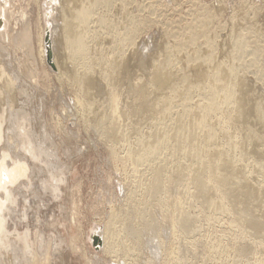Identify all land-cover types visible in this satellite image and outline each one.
Listing matches in <instances>:
<instances>
[{
    "label": "rangeland",
    "instance_id": "1",
    "mask_svg": "<svg viewBox=\"0 0 264 264\" xmlns=\"http://www.w3.org/2000/svg\"><path fill=\"white\" fill-rule=\"evenodd\" d=\"M0 1L6 7L4 5L6 0ZM146 1L131 0L126 5L130 7L128 9H130L131 15H137H132L134 17H144L149 13L154 15L152 14L153 20L148 22L136 34L137 36L135 35L136 42L134 41L135 43L131 47L122 45L121 52L123 50L122 53H126V60L129 58V54L130 58H133H129L130 60L128 59L129 61L127 60L126 62L134 63L132 67L130 63L127 65L126 77L121 80L112 78V82L109 76V79L106 75L102 76L101 74L99 76L98 70L102 65L106 68L111 65V61L112 64L115 62L116 52L110 49L112 43L110 31L108 32V29L103 28L101 25L98 26L95 19H93L94 15H90L91 17L87 15L86 19L83 20L81 18L82 20L80 21V18L76 17L75 11L78 10L77 8L80 9L87 6V4V7H89V0L64 1L72 14L67 16L71 20V24L69 26L68 22V26L73 30L70 34H75L82 28L80 31L81 39H86L85 41L89 46L92 44L90 47L84 46L83 49L76 50L71 57L68 55V47L62 44L60 26L63 23L62 18L59 17L61 12L56 11L62 6L60 0H55L52 3L49 14L48 12L46 14L47 10L42 5L43 0H13L11 5H7L13 11L12 16L14 18L18 17L22 10L27 11L29 17H31L32 31H34L32 33L34 56L32 58V55L25 52L24 49V52L22 50L21 53L20 49L14 52L13 57L16 55L14 59L24 60V66L19 68L21 71L23 70L24 73H27L32 69L35 75L34 78L25 76L23 80L21 79L26 93L24 91H22L23 93L16 91L13 86V91L7 92L8 102L4 100V105L6 104L5 117L3 116L6 121V123L4 122V128L12 124L16 115L14 114L15 112L22 117L25 114V124L28 127L30 125L27 129L29 131L27 136L34 144L39 145L43 153L40 154L41 157L38 160L32 159L30 155L25 156L26 153L24 155L22 153L26 165V175L24 174L17 181L18 183H15L18 185L22 180L21 185L16 186L15 192L17 194L15 195L17 200L12 206L13 211L10 209L7 214V216L9 215L7 217V228L9 230L11 228L9 232L11 244L4 249L0 248V264H18V262L30 264L32 259L33 261L36 260L32 264H46V262L47 264H264V154L252 151L258 146L264 148V141L255 142L251 138L248 139L247 132L248 127L252 125V130L262 134L264 127L257 120L259 116L256 117L257 115H254V112L247 106L246 112L238 117L244 120H240V124L243 122L244 128V122H247L246 130L243 129V126L240 128L242 124L236 123L237 121L239 122L238 118H236L237 120L234 119L236 121L231 119V124L227 122V109L223 106V96H227L228 93H226L227 91L224 87H221L225 85V82L222 81L224 79H221V82H223L221 86H214L209 82L210 87H216V90L214 89L216 91L214 100H216L215 106L217 105L214 110L212 109L209 119L212 118L214 130L216 129L215 132L217 134L216 143L222 148V151L217 154L212 153L207 163L209 167H207L205 162L198 160L192 151L189 152L184 147L179 148L181 152L184 151V154L179 150L177 154H174V146L177 143L173 140L175 139L172 132L173 121L179 116L177 113L183 112V115H185L181 100H178L179 102L174 101L169 106H161L160 110L159 106L157 110L153 108L150 115V111L147 112L148 115L146 111H144L145 114L143 110L142 112L139 111L141 109H138V104H136L139 99L136 97L137 100H135V95L137 96L135 91L139 86L144 87L147 92L146 96L151 95L153 92L155 93V91H151L153 88H151V83L148 80L150 74L147 73H150V69H152L151 59L154 58L156 60L161 56L159 49L163 48L165 43L169 44V41L171 43L172 40H177L176 36L170 35V31H176L173 30L174 28L177 31L178 28H185L187 23L190 24L192 22L196 12H202L208 8L213 10L212 19L214 18L213 22L211 21L212 26L208 24V36L213 38L209 37L212 42H215L214 45H217V48L215 47L217 49L215 50V55L217 54L218 58L214 55L213 61L216 58L215 60L224 64L222 65L223 67L232 66V59H234L231 51L232 39L237 38L240 32L245 33L249 23L253 25L256 23L255 26L250 25L249 27H256V30L253 29L257 33H251L250 39L248 38L247 40L249 44L259 43H257L260 50L258 56L259 65H253L252 62L249 63V58L252 54L249 50L252 48L251 50L253 51V47L247 44L248 49L245 52L242 49L243 54L240 50L243 58L242 62L239 60L240 58H237V55L235 60L238 59L240 64L237 60L233 62L236 65L233 64L232 67L235 66L237 69L240 67V69L236 70L240 73L242 79L244 78L243 85L247 83V85H244L245 87L242 85V89L249 90L248 93L251 92L252 99L255 100L256 98L255 102L260 101L258 103L262 106L264 112V105H262L264 104V77H262V73H264V70H262L264 69V0ZM97 8L96 10L98 11L99 8ZM115 9L113 11L114 13L117 11L116 14L111 12V17L114 20L117 17L120 20L121 17L125 16L123 15L125 12L123 13L122 9L119 8L122 12ZM13 17H10L11 22ZM49 17L52 21H50ZM44 21H48L49 23L47 22V24L51 23V27L54 26L50 30L49 38L52 60L56 56L57 58L55 57L54 60L58 61L59 59V66L58 64L56 65L57 62L54 60L52 61L53 65H50L46 61V57L42 59L39 56L38 49L41 47L39 45L41 40H39L38 31L42 30ZM81 21H85V25L88 24V32H83L84 28ZM118 27L115 32L117 31L120 34L122 33L121 29H124V27L122 26L121 28V25H118ZM166 30L167 32L165 33L169 34L168 36L164 35ZM53 38L54 40H52ZM89 39L91 42H89ZM43 44L45 43L43 42ZM92 46L94 47L92 48ZM85 54L96 58L98 56L97 60L101 61L103 59V61L101 63L99 61L101 66L94 67L95 71L91 73V75L96 77L93 80L98 82L92 87L94 83L87 80V84H84L87 89L85 88L84 90V85L80 89L76 79L70 73L78 72V70L81 72L88 67V64L86 65L87 67L83 64L86 58L90 59L92 57H87ZM13 57L12 60H9L7 56L3 60L0 56V60L5 61L4 63L0 61V69L3 68V73H6V75L0 77V88L5 85L4 80L13 72V64L17 63L16 60H13ZM100 57L101 59H99ZM147 58L150 60H147ZM29 59L31 61L33 59L34 62ZM104 60L108 61L106 63L108 66ZM179 61H176V66ZM217 61H214L213 63L215 64L213 65L219 64L218 66H220L221 64ZM31 63L33 64L31 65ZM61 63L64 65L61 66V69L65 68V70H59ZM86 63H88V59ZM237 63L243 65L239 66ZM129 66L131 67L130 70ZM216 69L214 67L210 68L212 71ZM210 70H205L208 76L214 74ZM96 71L98 72L96 73ZM206 73L202 77L203 79L206 76L204 81H208L209 78ZM215 74L217 73L215 72ZM194 76H196V73L191 72V78H194ZM115 80H117V83ZM141 81L142 85L140 84ZM109 83L114 89L117 88L118 91L116 92L110 87ZM146 83L149 85L147 86ZM105 85L107 86L105 87ZM248 85L252 89H248ZM108 87L113 92L109 90L108 94ZM104 88H107V90ZM196 88H192L189 91V104L191 107H198L197 105L202 102L200 103L201 106H199L202 108L203 95ZM245 90L242 91L244 92ZM17 92L19 95L15 94ZM162 92L164 91L162 90ZM162 92L156 93V96L160 97ZM212 92L215 93L213 90ZM240 93H237V95L239 96ZM86 96H90V99L94 97L95 99L91 100L96 105L92 104V107L91 100ZM115 96L116 99L114 98ZM156 96L152 97L155 99ZM112 98L115 101H112ZM252 99H250V103L254 102ZM116 101L119 102L117 103ZM86 103L87 106L85 105ZM1 106L0 104V108ZM112 108L117 109L113 110ZM11 109L13 113L10 111ZM155 110H159L158 113ZM248 110L253 114L250 111L248 112ZM9 112L14 114L12 119V116H10L12 114H8ZM153 112L156 113L154 114ZM6 114L12 122H9L10 120ZM247 114L251 115L250 118ZM199 118L200 114H196L191 121L192 124L194 123L193 129H198H196V132H199L200 128ZM184 119L187 120V117ZM189 122L185 121V124H182L183 128L186 125L184 128L185 136L187 131H191ZM234 126L236 127L234 128ZM238 126L240 129L237 128ZM259 126L262 128L261 132L258 131L259 128L254 129V127ZM108 127L116 129H114L115 136L107 134L109 133L107 131ZM168 131L171 132L169 133ZM170 136H173V138H170ZM239 140H244L245 142L242 143ZM250 140L255 145L251 144V142L246 144ZM245 145L247 146L245 147ZM250 145L255 147L253 148ZM11 148L12 150L10 149V151L13 152L15 149L14 152L18 153L16 147ZM182 149L184 150L182 151ZM225 156H228L229 160L235 164L234 170H231L229 164L225 162ZM180 160L190 164L186 167L187 171L184 170L186 173L182 171L183 175L180 178L172 179V185L166 184L165 174L170 173L176 162ZM188 170L189 173H187ZM49 172H52L53 176L61 178L58 195L51 193V187L46 189L39 184L41 183L40 181L48 177ZM24 183L29 185L26 186ZM216 184L220 186L219 189L216 188ZM222 195L227 197L224 198ZM148 220H151L155 230L149 231L150 225L144 226L143 222ZM18 231L21 233L29 231L28 238L32 246L30 252L28 248H25V252H22L24 256L26 253L25 258L23 255L20 257L22 243L16 240L15 237V233ZM155 232L157 239L154 238V240L161 241L162 245L156 242L159 244L157 245L154 240H151L152 237L149 234L152 235ZM93 233L98 234L100 237L105 236L107 239L105 246L101 244L103 247H94L92 242ZM40 242L44 243V246ZM17 244H20V246ZM152 244L155 246L152 247ZM12 247L13 249H11ZM45 248L48 249L45 250ZM16 255L17 259L23 260L15 261L13 258L16 259ZM26 257H32L31 261L27 260ZM47 259L48 261H46ZM40 260H43V262H40Z\"/></svg>",
    "mask_w": 264,
    "mask_h": 264
},
{
    "label": "bare ground",
    "instance_id": "2",
    "mask_svg": "<svg viewBox=\"0 0 264 264\" xmlns=\"http://www.w3.org/2000/svg\"><path fill=\"white\" fill-rule=\"evenodd\" d=\"M55 0H43V7L47 10L46 11V14H47V12H48V14L50 13V7H51V5H52V3L54 2ZM57 1V0H56ZM61 1V3H62V6H61V8L59 9V10H56V11H60L61 13H60V15H59V17L60 18H62V23H63V25L62 26H60V32H61V37H62V44H64V45H66L67 47H68V55L71 57V55L72 54H74L75 52H76V50H80V49H83V47L85 46V47H90L92 44H90V46H89V44H87V42L85 41V40H82L81 39V37H82V35L80 34V31L82 30V28H81V30L79 31L78 29V31L79 32H76L75 34L74 33H72V34H70L71 33V31L73 32V30H72V28L71 27H69L70 26V24H71V20H69L68 19V14L70 15L71 14V12H70V10L67 8V6L65 5V2L64 1H66V0H60ZM88 1V0H87ZM131 0H89V7H87L88 6V4H87V6H84V7H81L80 9L79 8H77L76 10L77 11H75V13H76V17H78V18H80L79 19V21L80 20H82L81 18H83V20L84 19H86L85 17H87V15L89 16V17H91V16H93V19H95V22H96V24H98V26H103V28H107L108 29V32H109V34L111 35V50L114 52H116V56L114 57L115 58V62L112 64V61H111V65H107L106 63H108V61H105L104 60V62H105V64L108 66V67H106V68H104L103 67V65H102V67H100L98 70H99V76H101V74H102V76L103 75H106L107 77L109 76L111 79L112 78H114V79H123L124 77H126L125 76V74L127 73V71H126V69H128V64L130 63H128V62H126L131 56H130V54H129V58L126 60V58H125V54H123L122 52H123V50H122V52H121V48H122V45L124 44V45H127V46H130L131 47V45L133 44V43H135L136 42V38H134L135 37V35L141 30V29H143V27L148 23V22H150V21H152L153 20V18H152V14L151 13H149V14H144V15H146V16H144V17H134V16H137V15H134V14H132V15H134V16H132L130 13H131V11L129 12V10L130 9H128V7L126 6L129 2H130ZM146 1V0H145ZM68 2H69V0H68ZM71 2V1H70ZM81 2V1H80ZM79 2V3H80ZM146 2H148V1H146ZM13 3V0H6V2H5V4L4 5H6V7L5 6H3V3H2V1H0V56H1V58L4 60V57H7L8 56V59L10 60H12V57H13V55H14V52H17V50H20L21 49V53H22V50L24 49L25 50V52H27L28 54H30V55H32V58H33V49H34V47H32V44H33V34L32 33H34V31H32V21H31V17H29V15H28V13H27V11L25 12V11H21L20 12V14H19V16L18 17H16V18H14L13 16H12V13H13V11H11V9L10 8H8L9 6H7V5H11ZM85 3V2H84ZM86 3H88V2H86ZM151 3V2H150ZM156 3V2H155ZM153 4V3H152ZM86 5V4H85ZM79 6V5H78ZM145 6V5H144ZM153 6V5H152ZM77 7V6H76ZM101 9L100 11H99V9ZM147 7V6H146ZM150 7V6H149ZM96 8L98 9V11L96 10ZM115 8H117L118 10H120V9H122L123 10V15H125V16H123V17H121L120 18V20L119 19H117V18H115V20L113 19V17H111V12H113L114 13V11H113V9H115ZM120 8V9H119ZM130 8V7H129ZM141 8V7H140ZM152 8V7H151ZM21 9V8H20ZM117 9H115V10H117ZM214 9V8H213ZM212 9H208V8H206L204 11H202V12H196V14H195V16H193L194 18L192 19V22L190 23L189 21V23L190 24H188L187 23V26L185 27V28H182V29H179L178 28V31H177V29L176 28H172L173 30H176V31H170V32H168V33H170V35L172 34L173 36H176L177 37V40H172L171 41V43H170V41H169V44H166L165 43V41H164V43L166 44H164V46H163V48H161V49H159L160 51H161V56L160 57H158L156 60L154 59V58H152L151 59V66H152V69H150V73L148 72H145V73H147V74H150V76L148 77L149 79V82L151 83V88H153V89H151V91L153 92V91H155V93L152 95H148V96H146L147 95V92L145 91V89H144V87L143 86H139V87H137V84H136V87H137V90L135 91V92H137V96L135 95V100H137V98L139 99V100H137L138 101V103H136V104H138V109H141V110H139V111H141L142 112V110H143V112L144 111H146V114H147V112H149L150 111V113H149V115L150 114H152L151 112L153 111V108L154 109H158L159 107V110L161 109V106H165V105H167V106H169L172 102H176V101H178V100H181V105H182V107L185 109L184 110V112H185V115H183L184 113L182 112V113H177V115H179L177 118H176V116H174L176 119H174V121H173V130H172V128H171V130H172V132H173V134H174V136H175V139H173V140H175L176 141V143H177V145L176 146H174L175 145V143H174V147H175V152H174V154H177L178 153V150H179V148L180 147H184V149L185 150H189V152L190 151H192L194 154L193 155H195V157H197L198 158V160L200 159L202 162H205V164H206V166L207 167H209V165H207V163L209 162V159H210V157H211V155H212V153H219V152H221L222 151V148H220L218 145H217V143H216V141H217V134H216V132H215V130H214V123H213V121L211 120V119H209L210 118V113H211V111H213L214 110V107H216L215 106V101L216 100H214V94H215V96H216V87L215 88H213L212 86L210 87L209 85L211 84H213L214 86H221V85H223V82H225V85L224 86H221V87H224V89H226V93H228V95L225 97V96H223V103H224V105H223V103H222V105L227 109V118H226V120H227V122H229L230 123V121H231V119L232 120H234V119H236V118H238V117H240L244 112H246L245 110H246V107L248 106V107H250V109L252 110V112H254V115H257L256 117H258L257 118V120L261 123V125H262V127H264V112H263V108H262V106H260V101L258 100V101H256L255 102V100H256V98H255V100L254 99H252V96L250 95V93H248L249 92V90H245V89H242V85H243V79H242V76L240 75V73L237 71L238 69H240V67L239 66H241V65H243L244 64V62H243V64H241V65H239L240 64V61L239 60H241V62H242V56H241V52H240V50L242 51V49H244V52H245V50H247L248 48V46H251V47H253V51L250 49L249 51H251V56H250V58H249V60H250V62L249 63H253V65L254 64H258L259 65V58H258V56H259V52H260V50H259V48H258V42H256V43H248V38L250 39V36H251V33H253L254 32V29L256 28V27H252V26H255L256 25V23H255V25H253V24H250L249 23V25H248V29H246V32L245 33H243V32H240V34H239V36L236 38H233V36H232V46H231V48H232V50L230 49V48H228V49H230L231 51H232V55L234 56L233 58L234 59H232L233 61H232V63H231V65L233 66V64L234 65H236L235 63H233V62H236L239 58V68L237 69L235 66L234 67H232V66H228V65H225V66H228V67H223L222 65H224V64H221V62H218L217 60H215L214 59V61L216 62H218V63H220L221 65L220 66H218L219 64H217L216 66L215 65H213V64H215V63H213L214 61H213V56L215 55V53H216V51L215 50H217V49H215V47L217 46V45H214V41L212 42L211 41V39H213V38H211L210 36H208V24L209 25H211L212 23H211V21L214 19H212V17H213V10L211 11ZM55 11V12H56ZM121 11V10H120ZM147 11V10H146ZM153 11H154V9H153ZM122 12V11H121ZM121 12H119V13H121ZM14 13H16V12H14ZM116 13H117V11H116ZM116 13H114V14H116ZM15 15V14H14ZM17 15V14H16ZM52 15H54V14H52ZM72 15V14H71ZM91 15V16H90ZM119 15H121V14H119ZM118 15V16H119ZM141 15V14H140ZM154 15V14H153ZM158 15V14H157ZM32 16V15H31ZM112 16H114V15H112ZM117 16V15H116ZM10 17L12 18L13 17V21L11 22V19H10ZM51 17H53V16H51ZM70 17V16H69ZM96 17V18H95ZM154 17V16H153ZM71 18V17H70ZM77 18V19H78ZM192 18V17H191ZM46 20H47V18H45ZM49 19H51L50 17H49ZM90 20H91V18H90ZM89 20V21H90ZM49 21V20H48ZM48 21H44V25H43V27H42V30L40 29L39 31H38V35H39V40H41V43L39 42V45L41 46V47H39V49H38V53H39V56L42 58V59H44V57H45V50H46V46H45V44H43V35L45 34V31L46 30H48V27H49V33H50V30H52L53 28L52 27H54V26H50L51 25V23L50 24H47V22ZM50 21H52V19L50 20ZM68 22H69V26H68ZM84 22L85 21H81V24H83V28H84V33H86V32H88V29H89V27H88V24L87 25H85L84 24ZM94 22V23H95ZM213 22V21H212ZM49 23V22H48ZM89 24H91L90 22H89ZM53 25V24H52ZM80 25V24H79ZM93 26H94V24H92ZM118 25H121V28H122V26L124 27V29H121L122 31V33H117V31L115 32V29L118 27ZM250 25H252L251 27H249ZM91 26V25H90ZM212 26V25H211ZM82 27V26H81ZM92 27V26H91ZM120 27V26H119ZM118 27V28H119ZM172 27V26H171ZM184 27V26H183ZM93 28V27H92ZM91 28V29H92ZM254 28V29H253ZM106 29V30H107ZM120 29V28H119ZM117 30V29H116ZM168 30H169V28H168ZM243 30V29H242ZM256 30V29H255ZM257 30H258V27H257ZM211 31V30H210ZM53 32V31H52ZM165 32H167V30L166 31H164V35L166 34ZM256 32V31H255ZM255 32H254V34H255ZM90 33V32H89ZM88 33V34H89ZM93 33V32H92ZM210 33V32H209ZM213 33H215V32H213ZM243 33V34H242ZM257 33V32H256ZM55 34V33H54ZM91 34V33H90ZM86 35V34H85ZM94 35V34H93ZM109 35V36H110ZM167 35V34H166ZM169 35V34H168ZM167 35V36H168ZM253 35V34H252ZM97 36V35H96ZM137 36V35H136ZM88 37H89V35H88ZM211 39H210V38ZM214 37V36H213ZM56 38V37H55ZM85 38V37H84ZM98 38V37H97ZM170 38V37H169ZM253 38V37H252ZM95 39V38H94ZM100 39H102V38H100ZM110 39H109V41H110ZM171 39V38H170ZM52 40H54V38L52 39ZM90 40V39H89ZM96 40V39H95ZM165 40H166V38H165ZM94 41V40H93ZM98 41V40H97ZM135 41V42H134ZM231 41V40H230ZM251 41V40H250ZM89 42H91V40L89 41ZM167 42V41H166ZM56 43V42H55ZM94 43V42H93ZM110 43V42H109ZM168 43V42H167ZM203 43V44H202ZM258 43V44H257ZM262 43V42H261ZM53 44H54V41H53ZM100 44V43H99ZM202 44V45H201ZM230 44V43H229ZM228 44V45H229ZM247 44H249L248 46H246ZM55 45V44H54ZM162 46V45H161ZM94 46H92V48H93ZM133 47V46H132ZM229 47V46H228ZM260 47V46H259ZM54 48V47H53ZM217 48V47H216ZM246 48V49H245ZM36 49V48H35ZM55 49V48H54ZM227 49V50H228ZM24 50H23V52H24ZM36 51V50H35ZM64 51V50H63ZM83 51V50H82ZM159 51V52H160ZM215 51V52H214ZM226 51V50H225ZM96 52V51H95ZM227 52V51H226ZM240 52V53H239ZM36 53V52H35ZM88 54H89V52H87ZM90 53H91V51H90ZM155 53H156V51H155ZM17 54H19V53H17ZM26 54V53H25ZM56 54V53H55ZM55 54H54V56H55ZM92 54V53H91ZM96 54V53H95ZM114 54V53H113ZM229 54V53H228ZM231 54H229L230 56H231ZM242 54H243V51H242ZM3 55H4V57H3ZM20 55V54H19ZM29 55V56H30ZM65 55V54H64ZM86 55V54H85ZM93 55V54H92ZM98 55V54H97ZM96 55V56H97ZM158 55V54H157ZM217 55V54H216ZM215 55V56H216ZM228 55V56H229ZM238 55V56H237ZM241 57H240V56ZM16 56V55H15ZM14 56V57H15ZM24 56V55H23ZM37 56V55H36ZM87 56V55H86ZM85 56V57H86ZM89 56V55H88ZM87 56V57H88ZM91 56V55H90ZM89 56V57H90ZM159 56V55H158ZM225 56V55H224ZM235 56H237V58L238 59H236L235 60ZM14 57H13V60H16V59H14ZM17 57H18V55H17ZM40 57H38V58H40ZM56 57V56H55ZM54 57V58H55ZM92 58H86L85 60L87 61V59H88V63H86L85 64V62H84V66H86L87 64H88V67L85 69V70H80L81 72H79V70H78V72H74V73H70L71 75H72V77L73 78H75L76 79V81H77V85H78V87L80 88V87H82L85 83L87 84V80H89V81H92V83H94L93 85H92V83H90L89 81V83H90V85H92V87L95 85V83L96 82H98L97 80H96V82L93 80V78H96L94 75H91V73L93 72V71H95V69H94V67H99V66H101L100 64H99V61L97 60V58H98V56H97V58L96 57H93V56H91ZM217 58H218V56H216ZM21 58H22V56H21ZM28 58V57H27ZM38 58H37V60H38ZM54 58H53V60H54ZM57 58V57H56ZM61 58V57H60ZM63 58V57H62ZM74 58V57H73ZM24 59V58H23ZM99 59H101V57L99 58ZM130 59H133V58H130ZM129 59V60H130ZM149 58H147V60H148ZM7 60V59H6ZM30 60V59H29ZM52 60V61H53ZM64 60V59H63ZM128 60V61H129ZM150 60V59H149ZM152 60H154V61H152ZM178 60H180L179 61V64H177V66L175 65V63H176V61H178ZM219 60V59H218ZM235 60V61H234ZM0 61H2V60H0ZM17 61V63H14L13 61V72L12 73H10V75L7 77V82H5L6 80H4V84L5 85H3V87L1 86V88H0V100H2L3 99V101H1L0 102V104L2 105L1 106V108H0V248L1 249H4V248H6V246H8L9 244H11V238L9 237V232H10V230H11V228H10V230L7 228V217L9 216H7V214L9 213L8 211L10 210V209H12V206L16 203V200H17V198H16V195L15 194H17L16 192H15V190H16V186L18 187V186H20L21 185V182H22V180H21V182H19V184L17 185V184H15V183H18L17 181L20 179V177H22V176H24V174L26 175V165H25V161H24V159H23V155L25 154V156H27V155H30L31 156V158L32 159H35V160H38L40 157H41V155L40 154H42L43 152H42V150L39 148V145H36V144H34L31 140H29V138H28V136H27V133L29 132L27 129L30 127V125H29V127L28 126H26V124H25V122H26V120H24V117H25V114H24V116L22 117V116H19V114H17L16 112L14 113V114H16L15 116H14V119H13V122L10 120V118H9V116H8V118H9V122H12V124H10V125H7L8 127H6V128H4V122L6 123V121L3 119V116H4V111L6 110L5 109V105H4V103H5V101L4 100H6V102H8L7 100V98L8 97H6L7 95V92L8 91H13V89H12V86L13 87H15L16 88V91H18V92H22V91H24L25 89H23V88H25L23 85H22V80L24 79V77L25 76H29V77H32V78H34V75H35V73H34V71L31 69V70H29L27 73L25 72L24 73V71H23V73H22V71L19 69L21 66H24V60H19V58L16 60ZM31 61V60H30ZM32 61H33V59H32ZM31 61V62H32ZM34 61H35V58H34ZM33 61V62H34ZM55 62H57L56 63V65L58 64V66H59V59H58V61H56V60H54ZM101 61H103V59H101ZM101 61H100V63H101ZM221 61V60H220ZM5 61H2V63H4ZM9 62V61H8ZM39 62V61H38ZM59 62V63H58ZM103 62V63H104ZM131 62H132V60H131ZM230 62V61H229ZM1 63V64H2ZM11 63V62H10ZM10 63H9V66H10ZM66 63V62H65ZM110 63V62H109ZM134 63V62H133ZM133 63H130L131 64V67H132V64ZM149 63H148V65H149ZM33 63H31V65H32ZM35 64V63H34ZM245 64H246V62H245ZM63 64L61 63V65H60V68H59V70L61 69V66H62ZM105 65V66H106ZM257 65V66H258ZM64 66V65H63ZM83 66V67H84ZM134 66V65H133ZM1 67V66H0ZM27 67V66H26ZM35 67V66H34ZM130 67V66H129ZM131 67L129 68V70L131 69ZM147 68H148V66H146ZM214 67V69L215 68H217L216 70H214V71H212V70H210V68L212 69ZM245 67V66H244ZM5 69H6V67H5ZM11 69V70H12ZM22 69V68H21ZM38 69H39V67H38ZM84 69V68H83ZM208 69V70H207ZM237 69V70H236ZM259 69H260V66H259ZM2 70H4L3 68H1L0 69V77L2 76V75H6V73L4 72L3 73V71ZM50 70V69H49ZM61 70H65V68H63V69H61ZM60 70V71H61ZM205 70L206 71H212L214 74L212 75H210V76H208V73H206L205 72ZM262 70H264V69H262ZM37 71V70H36ZM35 71V72H36ZM104 71H106L105 72V74H103L104 73ZM218 71V72H217ZM7 72V71H6ZM49 72V71H48ZM98 71H96V73H97ZM191 72H195L196 73V76H194V78H191ZM207 74V77H209L208 78V81H204V80H206L205 79V77L206 76H204V78L202 79V77H203V75H205V73ZM212 72H210V73H212ZM215 72L218 74H215ZM264 72V71H263ZM9 73V72H8ZM29 74V75H28ZM263 74V76L262 77H264V73H262ZM195 75V74H194ZM92 76H94V77H92ZM97 76V75H96ZM109 77H108V79H109ZM143 77H144V75H143ZM5 78V77H4ZM145 78V77H144ZM146 78H147V76H146ZM22 79V80H21ZM26 79V78H25ZM127 79V78H126ZM221 79H224V80H226V81H224V80H222L223 82H221ZM263 79V78H262ZM29 80V79H28ZM27 80V81H28ZM36 80V79H35ZM144 81H145V79H143ZM148 80H146V81H148ZM264 80V79H263ZM113 81V79L111 80V82ZM117 80H115V82H116ZM35 83H36V81H34ZM110 82V83H111ZM148 82V83H149ZM209 82H210V84H209ZM244 82H246L245 80H244ZM26 83V82H25ZM24 83V84H25ZM27 83H29V82H27ZM103 83V82H102ZM107 83H108V81H107ZM109 83V84H110ZM117 83V82H116ZM120 83H121V81H120ZM119 83V84H120ZM145 83V82H144ZM118 84V85H119ZM141 85H142V81H141V83H140ZM147 84V83H146ZM108 85V84H107ZM107 85H105V87L107 86ZM111 85V84H110ZM117 85V84H116ZM115 85V86H116ZM120 85H122V84H120ZM119 85V86H120ZM149 84H147V86H148ZM244 85H247V83L246 84H244ZM243 85V86H244ZM26 86V85H25ZM250 85H248V87H249ZM88 87V86H87ZM110 87H112V85L110 86ZM110 87H108L109 89L107 90V88H104V89H106L107 91H108V94H109V92L111 91V92H113L112 90H110ZM197 87V88H196ZM209 87H210V89L212 88V90L215 92V93H213L212 92V90H210L209 89ZM245 87V86H244ZM248 87H246V88H248ZM85 85H84V90H85ZM113 89H114V87H112ZM145 88H146V86H145ZM192 88H196V89H198L199 91L198 92H200L202 95H203V97H202V101H203V105H202V108L201 107H199V106H201V104L200 103H202V102H200L199 103V105H197L198 107H191V105L189 104V97L190 96H188V94H189V91L192 89ZM217 88H220V87H217ZM29 89V88H28ZM80 89H82V88H80ZM87 89V88H86ZM95 89V88H94ZM120 89V88H119ZM134 89V88H133ZM215 89V90H214ZM223 89V88H222ZM248 89H252V88H248ZM92 90V89H91ZM98 90V89H97ZM110 90V91H109ZM114 90H116V92L118 91L117 90V88L116 89H114ZM150 90V89H149ZM162 90L164 91V92H162ZM242 90H245L244 92L242 91ZM82 91V90H81ZM88 91V90H87ZM120 91V90H119ZM223 91V90H222ZM15 93V94H18L19 95V93ZM25 92V91H24ZM91 92V91H90ZM158 92H162V94L161 93H159V94H161L160 95V97H157L156 95V93H158ZM220 92H221V90H220ZM224 92V91H223ZM222 92V93H223ZM241 92V93H240ZM254 92V91H253ZM12 93V92H11ZM23 93V92H22ZM26 93V92H25ZM88 93V92H87ZM86 93V94H87ZM92 93V92H91ZM218 93V92H217ZM237 93H240V95L238 96L237 95ZM106 94V93H105ZM158 94V95H159ZM26 95V94H25ZM254 95V94H253ZM114 96V95H113ZM112 96V97H113ZM152 96H156V98L154 99V97H152ZM1 97H3V98H1ZM87 97V96H86ZM85 97V98H86ZM90 97V96H89ZM89 97H87V98H89ZM109 97V96H108ZM137 97V98H136ZM5 98V99H4ZM12 98V97H11ZM84 98V99H85ZM94 98V97H93ZM93 98H91V99H93ZM115 99H116V96L114 97ZM114 98H112V101H115V100H113ZM216 98V97H215ZM82 99H83V96H82ZM90 99V98H89ZM90 99V100H91ZM95 99V98H94ZM93 99V100H94ZM250 99H252L254 102L253 103H250L251 102V100ZM87 100V99H86ZM98 100V99H97ZM134 100V101H135ZM18 101V100H17ZM87 101H89V100H87ZM221 101V100H220ZM250 101V102H249ZM11 102V101H10ZM82 102H85V101H82ZM91 102H92V100H91ZM99 102V101H98ZM117 103L119 102V101H116ZM115 102V103H116ZM179 102V101H178ZM259 102V103H258ZM261 102H263V101H261ZM112 103H114V102H112ZM116 103V104H117ZM133 103V102H132ZM194 103V102H193ZM264 103V102H263ZM92 104H94L93 102L91 103V105ZM115 104V105H116ZM3 105H4V107H3ZM11 105V104H10ZM9 105V106H10ZM86 106H87V103L85 104ZM94 105H96V104H94ZM113 105V104H112ZM120 105V104H119ZM178 105V104H177ZM262 105H264V104H262ZM117 106V105H116ZM134 106V105H133ZM136 106V105H135ZM159 106V107H158ZM7 107V106H6ZM90 107V106H89ZM89 107H87V108H89ZM92 107H93V105H92ZM115 107V106H114ZM223 107V108H224ZM16 108V107H15ZM19 108V107H18ZM91 108V107H90ZM89 108V109H90ZM166 108V107H165ZM171 108V107H170ZM199 108H201V109H199ZM17 109V108H16ZM15 109V110H16ZM113 109V108H112ZM115 109H117V108H114L113 110H115ZM132 109V108H131ZM134 109V108H133ZM135 109H137V108H135ZM213 109V110H212ZM216 109V108H215ZM14 110V109H13ZM17 110H19V109H17ZM16 110V111H17ZM90 110H92V109H90ZM152 110V111H151ZM155 110V111H156ZM158 110V111H159ZM163 110V109H162ZM166 110V109H165ZM10 111H12V109L10 110ZM120 111V110H119ZM122 111V110H121ZM158 111H156L157 113H158ZM178 111V110H177ZM250 110H248V112H249ZM18 112H20V111H18ZM24 112V111H23ZM155 112V113H156ZM181 112V111H180ZM251 112V111H250ZM251 112V114H253ZM12 113H13V111H12ZM12 113H8V114H12ZM89 113H90V111H89ZM94 113V112H93ZM92 113V114H93ZM116 113H117V110H116ZM115 113V114H116ZM154 113V112H153ZM154 113V114H155ZM213 113V112H212ZM14 114H12V115H10V116H12L11 117V119L13 118V115ZM21 114V113H20ZM119 115H120V113H118ZM117 114V115H118ZM144 114H145V112H144ZM144 114H142L143 116H144ZM166 114H167V112H166ZM196 114H200V118H199V126H200V128H199V132H196L197 130L196 129H193V125H194V123L192 124V120H193V117L196 115ZM91 115V114H90ZM95 115V114H94ZM148 115V114H147ZM162 115V114H161ZM169 115H170V113H169ZM121 116V115H120ZM152 116V115H151ZM198 116V115H197ZM212 116V115H211ZM247 116H249L248 114H247ZM246 116V117H247ZM251 116V115H250ZM250 116H249V118H250ZM5 117V116H4ZM116 117V116H115ZM144 117H147L146 115L144 116ZM150 117V116H149ZM173 117V118H174ZM187 117V120H185L184 118H186ZM245 117V118H246ZM254 119H255V117L254 116H252ZM251 117V118H252ZM7 118V117H6ZM122 118V117H121ZM196 118V117H195ZM244 118V119H245ZM28 119V118H27ZM120 119V118H119ZM150 119V118H149ZM164 119H166V118H164ZM171 119V118H170ZM198 119V118H197ZM196 119V120H197ZM239 119V118H238ZM195 120V121H196ZM237 120V119H236ZM236 120H234V121H236ZM244 121V120H242V119H239V122L237 121L236 123H239L240 124V122L241 121ZM256 120V119H255ZM28 121V120H27ZM185 121H190L189 122V124H191V125H189L190 126V128H189V126H188V128L189 129H191V131L189 130V131H187V135L185 136V133H184V131H185V127H186V125L184 126V128L182 127V124L185 122ZM198 121V120H197ZM246 121V120H245ZM248 121V120H247ZM232 122V121H231ZM258 122V123H259ZM28 123H29V121H28ZM171 123H172V120H171ZM188 123V122H187ZM235 123V125H237ZM243 123V122H242ZM241 123V124H242ZM247 123V122H246ZM245 122H244V124H245V128H244V125L242 124H240L241 125V127L240 128H242V126H243V129H245L246 130V125H248V124H246ZM253 123V122H252ZM258 123H257V125H258ZM7 124H8V122H7ZM185 124V123H184ZM231 124V123H230ZM254 124V123H253ZM28 125V124H27ZM188 125V124H187ZM233 125H234V122H233ZM109 126V125H108ZM113 126V125H112ZM112 126H110V127H112ZM170 126V125H169ZM255 126H256V124H255ZM110 127H108L107 128V131L109 132V133H107V134H110V136H115V130L114 129H111ZM192 127V128H191ZM217 127V126H216ZM219 127V126H218ZM236 126H234V128H235ZM250 127V129H251V127H252V125L251 126H249ZM249 127H248V139L249 138H251V140H253V141H255V142H257V141H264V129L262 130V134H259V133H256L254 130H250L249 129ZM117 128V127H116ZM181 128H183V129H181ZM238 129H240L239 128V126L237 127ZM236 128V129H237ZM259 128V129H258ZM5 129V130H4ZM193 129V130H192ZM254 129H258V131H260L262 128H260V126L259 127H254ZM242 130V129H241ZM244 130V132H246ZM105 131H106V129H105ZM164 132V131H163ZM162 132V133H163ZM169 132V131H168ZM171 132V131H170ZM169 132V133H170ZM261 132V131H260ZM168 133V134H169ZM220 133V132H219ZM157 134V133H156ZM155 134V135H156ZM159 135V134H158ZM162 135H164V134H162ZM160 136V135H159ZM168 137H169V135H167ZM161 137V136H160ZM5 138H7L6 140H5ZM170 138H173V136L171 137L170 136ZM3 139V140H2ZM241 139V138H240ZM247 139V138H246ZM246 139H245V141H246ZM247 139V140H248ZM166 140V139H165ZM251 140L250 141H247L246 142V144L248 143V142H251ZM151 141V140H150ZM185 141V142H184ZM239 141H241L242 143L243 142H245L244 140L242 141V140H239ZM184 142V143H183ZM241 142H239V143H241ZM254 142V143H255ZM222 143V142H221ZM144 144V143H143ZM146 144V143H145ZM148 144V143H147ZM178 144H180V145H178ZM219 144V143H218ZM251 144H253L252 142H251ZM148 145H150V144H148ZM253 145H255V144H253ZM259 145V144H258ZM264 145V144H263ZM145 146V145H144ZM240 146V145H239ZM244 146V145H243ZM247 145H245V147H246ZM251 146V145H250ZM11 147H16L17 149V152L18 153H16V152H14V150H13V152L12 151H10V149L12 150V148ZM171 147H172V145H171ZM173 147V148H174ZM251 147H253V146H251ZM255 147V146H254ZM253 147V148H254ZM261 147V146H260ZM259 146L258 147H256V148H254L255 150H253L252 149V151H256V153H260V154H264V148H260ZM141 149V148H140ZM171 149V148H170ZM184 149H182V151L184 150ZM245 149H247V148H245ZM172 150V149H171ZM242 150H244V149H242ZM133 151V150H132ZM139 151V150H138ZM137 151V152H138ZM180 151V150H179ZM250 151V150H249ZM140 152V151H139ZM149 152V151H148ZM181 152V151H180ZM184 152V151H183ZM183 152H181V153H183ZM245 152V151H244ZM243 152V153H244ZM22 153H23V155H22ZM184 154V153H183ZM186 154V153H185ZM147 155V154H146ZM152 155V154H151ZM188 155V154H187ZM144 156V155H143ZM189 156V155H188ZM148 158V157H147ZM197 158H196V160H197ZM240 159H242V158H240ZM28 160V159H27ZM225 162H227L228 164H229V168L231 169V170H234L235 168H234V163H232L231 162V160H229V157L228 156H225ZM184 161H185V158H184ZM184 161H177L176 162V164H175V166L173 167V169H172V171L170 172V173H167V174H165V183L166 184H168V185H172L173 184V181H172V179H175V178H180L183 174V172H185V171H187L186 170V167H188L190 164H187L186 162H184ZM242 161V160H241ZM258 163V162H257ZM200 164V163H199ZM238 164V163H237ZM197 165V164H196ZM258 165V164H257ZM260 166V165H259ZM258 166V167H259ZM211 167V166H210ZM261 167V166H260ZM211 168H215V167H211ZM185 170V171H184ZM183 171V172H182ZM192 172V171H191ZM186 173V172H185ZM187 173H189V170H188V172ZM161 174V173H160ZM33 178V177H32ZM26 180V179H25ZM23 181H24V179H23ZM29 181V180H28ZM61 181V178L60 177H56V176H53V174H52V172H49V175H48V177L46 178V179H44V180H42V181H40L41 183H39L43 188H46L47 189V187L48 188H50L51 187V193L52 194H57V192H59L60 191V185H59V182ZM217 182H218V180H217ZM29 183V182H28ZM221 183V182H220ZM15 184V185H14ZM25 184V183H24ZM219 184V183H218ZM26 185V184H25ZM29 184H27L26 186H28ZM24 186V185H23ZM219 185H217L216 184V188L217 189H219ZM49 190V191H50ZM58 195V194H57ZM60 196V195H59ZM224 198H226L227 196H224V195H222ZM55 197V196H54ZM52 198H53V196H52ZM19 199V198H18ZM21 207V206H20ZM12 211H13V209H12ZM23 211V210H22ZM20 216V215H19ZM23 216H25V215H23ZM25 218V217H24ZM144 223V226H148V225H150L149 226V231H153V230H155V228H154V226H153V223H151V220H148L147 222H143ZM10 227H11V225H10ZM18 228V227H17ZM25 228V227H24ZM29 229V228H28ZM27 229V230H28ZM15 230V229H14ZM39 230V229H38ZM29 232V231H28ZM28 232L27 231H24V232H16L15 233V237H16V240H18V241H20L21 243H22V248H20V250H21V255H20V257L23 255L22 254V252L24 251L25 252V248H28V250H29V252H30V248H31V241L29 240V236H28ZM13 234H14V231H13ZM12 234V235H13ZM37 234V233H36ZM140 234V233H139ZM138 234V235H139ZM52 235V234H51ZM50 235V236H51ZM150 235V237H152V239L151 240H154V238L155 239H157L155 236H156V232L154 233V234H149ZM14 236V235H13ZM43 236H44V234H43ZM47 236H49V235H47ZM49 236V237H50ZM57 237V236H56ZM139 237V236H138ZM53 238H55V237H53ZM101 238V241H102V245H104L105 246V244H106V242H107V239L105 238V236H101L100 237ZM43 239H44V237H43ZM49 239H51V238H49ZM58 239H59V237H58ZM61 239L63 240V238H62V235H61ZM138 239V238H137ZM54 241V240H53ZM155 241V240H154ZM14 242H16V241H14ZM38 242V241H37ZM43 242V241H42ZM49 242H51L50 240H49ZM48 242V243H49ZM59 242V241H58ZM156 242H159V244H161L162 245V243H161V241H155V244H157V245H159L158 243H156ZM12 243H13V241H12ZM17 243V242H16ZM46 243V242H45ZM55 243V242H54ZM40 244H42L41 242H40ZM39 244V245H40ZM44 244V243H43ZM42 244V245H43ZM18 245V244H17ZM101 245V246H102ZM160 245V246H161ZM12 246V245H11ZM18 246H20V244L18 245ZM44 246V245H43ZM46 246V245H45ZM53 246V245H52ZM153 246H155V245H153L152 244V247ZM15 247H16V245H15ZM40 247V246H39ZM47 247V246H46ZM103 247V246H102ZM158 247V246H157ZM156 247V248H157ZM18 248V247H17ZM44 248V247H43ZM56 248V247H55ZM161 248V247H160ZM11 249H13V247L11 248ZM10 249V250H11ZM46 249H48V248H45V250ZM155 249V248H154ZM9 250V249H8ZM15 250V249H14ZM17 251H18V249H16ZM12 251V250H11ZM48 251V250H47ZM156 251V250H155ZM157 251H158V249H157ZM14 252H16V251H14ZM14 252H12V253H14ZM19 252V251H18ZM42 252V251H41ZM37 253V252H36ZM48 253V252H47ZM18 254V253H17ZM41 254V253H40ZM43 254V253H42ZM15 255V254H14ZM19 255V254H18ZM37 255V254H36ZM24 256V255H23ZM25 256H26V253H25ZM25 256H24V258H25ZM31 255H30V253H29V257H30ZM41 257H43V256H41ZM167 257V256H166ZM12 258H13V256H12ZM18 257H17V255H16V259L15 258H13L15 261L16 260H19V259H17ZM32 258V257H31ZM31 258H28V257H26V259L27 260H30ZM39 258V257H38ZM45 259V258H44ZM21 260H23V259H21ZM21 260H19V261H21ZM34 260H35V258H34ZM24 261H25V259H24ZM31 261V260H30ZM36 261V260H35ZM35 261H33V259H32V263L33 262H35ZM43 262V260H40V262ZM45 261V260H44ZM46 261H48V259L46 260ZM37 262H38V260H37ZM13 263H16V262H13ZM20 262H18V264H19ZM21 263H24V262H21ZM20 263V264H21ZM26 263V262H25ZM24 263V264H25ZM31 262H30V264H32ZM39 263V262H38ZM90 263V262H89ZM17 264V263H16ZM28 264V263H27ZM36 264V263H35ZM46 264H47V262H46Z\"/></svg>",
    "mask_w": 264,
    "mask_h": 264
},
{
    "label": "water",
    "instance_id": "3",
    "mask_svg": "<svg viewBox=\"0 0 264 264\" xmlns=\"http://www.w3.org/2000/svg\"><path fill=\"white\" fill-rule=\"evenodd\" d=\"M44 43L46 46V50H45V57H46V61L50 64L53 65L52 63V50H51V42H50V38H49V30L45 31V35H44ZM92 242L95 248H99L102 244L101 238L98 234L93 233L92 234Z\"/></svg>",
    "mask_w": 264,
    "mask_h": 264
}]
</instances>
